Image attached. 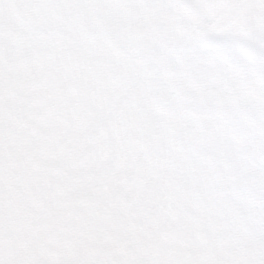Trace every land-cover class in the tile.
<instances>
[{"label":"rangeland","instance_id":"374dc122","mask_svg":"<svg viewBox=\"0 0 264 264\" xmlns=\"http://www.w3.org/2000/svg\"><path fill=\"white\" fill-rule=\"evenodd\" d=\"M106 2L15 0L0 18L6 264H85L105 250L149 264H239L251 217L230 189V130L182 123L139 87L154 46L143 37L186 36L190 25L77 7ZM259 7L209 6L199 26L243 37L237 26L264 25Z\"/></svg>","mask_w":264,"mask_h":264},{"label":"clouds","instance_id":"9594fccd","mask_svg":"<svg viewBox=\"0 0 264 264\" xmlns=\"http://www.w3.org/2000/svg\"><path fill=\"white\" fill-rule=\"evenodd\" d=\"M237 3L260 5L256 10L264 13V0H109L77 7L89 12L181 18L190 25L186 36L195 39L143 37L154 46L150 55L142 57L139 87L147 104L163 102L166 112L182 123L230 130L231 153L225 161L234 177L230 189L251 217L247 244L236 259L239 264H264V25L237 26L247 31L243 37L206 33L199 26L203 9L230 8ZM15 9V0H0V18L8 19ZM208 51L217 55L208 59L204 55ZM8 124V100L0 96V188L5 190ZM5 255L6 247L0 242V264H6ZM82 259L85 264H149L155 257L137 252L114 255L105 250Z\"/></svg>","mask_w":264,"mask_h":264}]
</instances>
